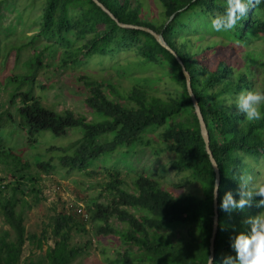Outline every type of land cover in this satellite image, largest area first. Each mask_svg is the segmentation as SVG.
<instances>
[{
  "label": "trees",
  "instance_id": "1",
  "mask_svg": "<svg viewBox=\"0 0 264 264\" xmlns=\"http://www.w3.org/2000/svg\"><path fill=\"white\" fill-rule=\"evenodd\" d=\"M98 1L121 23L148 28L163 35L168 46L182 60L191 76L192 88L210 133L211 149L221 170L220 195L226 190L235 191L242 174L254 177V171L241 154L264 158V120L245 121L243 113L236 108L235 99L241 92L261 91L257 88L258 79L252 72L247 74L236 70L218 52L216 45L199 37H179L188 28L182 24V17L192 12L203 16L223 15L226 0H159L165 9L162 22L149 7L145 8L143 0ZM183 9L186 10L180 12ZM260 10L250 12L236 25L234 33L240 41L250 43L251 32L247 29L264 26ZM71 31H77L80 38L88 34L93 37L75 53L68 54L69 61L94 55L106 56L119 48L137 46L139 55L147 63H166L177 69L173 81L182 93L163 100L150 98L145 91L135 88L125 96L114 85L105 86L89 76H83L80 81L88 92L86 104L102 120L92 122L70 110L59 113L44 106L42 100L35 96L37 77L43 63V54L36 53L25 65L28 73L9 80L15 86L11 102L21 104L20 123L7 115L9 121L22 128L32 144L40 132L48 131L61 137L69 136L75 129L80 130L82 138L63 149L67 155L61 158V164L71 171L81 172L92 162L115 153L120 147L134 146L151 128H165L162 138L166 151L175 156L172 167L189 172L192 181L201 186L203 194L177 197L163 190L157 180L147 175L136 176L129 191L122 179L123 171L106 170L107 183L101 198L106 196L107 200L88 206L89 222L71 210L70 207L75 204L66 203L55 210L51 232L44 230L41 235L29 234L25 216L18 211V196L26 181L25 169L30 166L14 149L4 146V136L0 132V165L8 171L10 181L7 185L5 179L0 180V211L12 230H0V264H73L85 252L73 244L74 237L76 234H87L88 223L99 224L96 229L98 236L118 237L126 245L139 250V254L133 257L118 254L111 264H207V258L211 256L215 218V205L210 193L216 173L188 92L186 75L180 70V62L152 34L119 27L93 0H48L37 37L59 43ZM23 48L26 46L19 50ZM260 60L264 64V55ZM4 118L5 115L0 113V125ZM110 134H114L112 141H100ZM49 166V163L40 165L43 169ZM32 182L37 185L35 179ZM8 186L13 191L12 198L4 195ZM133 210L145 213L138 216ZM259 211L253 207L231 216L219 211L217 260L224 254H230L229 237L234 234V229L242 230L240 222ZM112 221L127 225V229H117L111 225ZM168 227L188 228L190 235L164 233ZM50 237L53 245H48ZM28 243L40 250L48 245L46 256L23 261Z\"/></svg>",
  "mask_w": 264,
  "mask_h": 264
},
{
  "label": "rangeland",
  "instance_id": "2",
  "mask_svg": "<svg viewBox=\"0 0 264 264\" xmlns=\"http://www.w3.org/2000/svg\"><path fill=\"white\" fill-rule=\"evenodd\" d=\"M47 2L48 0H0V113L5 115L0 132L4 136V146L14 149L30 166L25 169L26 181L22 184L18 196V211L23 212L25 216L28 233L41 235L44 230L51 232L55 210L66 203L81 205L86 210L93 202H106V196L101 198L107 183L104 175L106 170L123 171L122 179L129 191L133 188L136 176L147 175L157 180L163 190L177 197L187 194L202 196L201 186L192 181L189 172L172 167L175 156L166 151L167 146L162 138L165 128H151L134 146L120 147L115 153L92 162L81 172L71 171L61 164V158L67 155L63 149L82 138L80 130L75 129L69 136L61 137L48 131L40 132L32 144L27 133L9 121L7 115H11L15 122L20 123L21 107L19 102H11L15 86L10 84L9 80L26 75L28 70L25 65L36 53L43 54V63L37 77L35 96L42 100L44 106L59 113L70 110L92 122L102 120L86 104L88 92L80 81L83 76H89L105 86L114 85L125 96L135 88L145 91L150 98L163 100H170L182 93V89L173 81L177 69L166 63H147L139 55L137 46L119 48L106 56L94 55L74 62L69 61L68 54L75 53L77 49L88 44L93 36L88 34L80 38L77 31H71L65 40L59 43L37 37ZM143 2L145 8L149 7L159 22H162L165 9L160 1ZM259 14L264 20V10H260ZM215 17L193 12L186 14L181 22L188 28L183 30L179 37H199L216 45L218 52L225 56L236 70L255 74L259 82L257 88L264 90V64L260 60L264 55V26L248 28L252 41L247 43L235 36V28L227 33L213 31L211 21ZM24 46L26 48L20 51L19 48ZM113 138L114 134H110L100 141L107 143ZM241 158L254 171V180L264 183V158L245 154H241ZM43 163L50 164L48 169L40 167ZM1 179H5L7 185L10 184L8 171L2 165ZM32 179L37 181V185L33 184ZM4 195L13 197L10 186ZM133 213L139 216L145 212L133 210ZM111 225L119 230L127 229V225H121L117 221H112ZM98 226L99 224L88 223L87 234L75 235L73 244L85 252L73 264H111L118 254H128L131 257L139 254L137 248L126 245L118 237L98 236ZM3 229L12 231L0 211V230ZM163 232L177 236L190 235L188 228L168 227ZM53 243L50 237L48 245ZM48 245L40 250L28 243L23 261L44 258Z\"/></svg>",
  "mask_w": 264,
  "mask_h": 264
},
{
  "label": "clouds",
  "instance_id": "3",
  "mask_svg": "<svg viewBox=\"0 0 264 264\" xmlns=\"http://www.w3.org/2000/svg\"><path fill=\"white\" fill-rule=\"evenodd\" d=\"M256 9L264 10V0H226L224 14L212 19L211 29L218 33L231 32L238 22ZM180 70L187 72L183 64ZM235 104L237 110L243 113L245 121L264 120V91L241 92ZM221 191L217 176L210 195L213 203L219 200L220 212L231 216L253 207L260 211L246 216L240 222L242 230L234 229V234L229 237L230 254L222 255L219 260L208 256L207 264H264V183L256 182L250 174H242L235 191L226 190L222 196Z\"/></svg>",
  "mask_w": 264,
  "mask_h": 264
},
{
  "label": "water",
  "instance_id": "4",
  "mask_svg": "<svg viewBox=\"0 0 264 264\" xmlns=\"http://www.w3.org/2000/svg\"><path fill=\"white\" fill-rule=\"evenodd\" d=\"M105 13H107L113 20H115L119 27L123 28V29H129V30H142V31H145V32H148L150 34H152L156 40L158 41V43L166 48L167 50H169L171 53H173L178 61L180 62V64H183L182 60L177 56V54L168 46V44L166 43L163 35H159L157 34L156 32H154L153 30L151 29H148V28H144V27H138V26H133V25H127V24H123L121 23L102 3H100L98 0H93ZM186 9H183L181 10L180 12H183L185 11ZM179 13V12H178ZM176 13L175 15H173L169 21V23L175 18V16L178 14ZM168 23V24H169ZM184 65V64H183ZM185 67V66H184ZM185 73V72H184ZM186 75V78H187V87H188V92L194 102V106H195V112H196V115L199 119V122H200V127H201V133H202V136L204 138V141L206 143V149H207V152H208V155L210 156V160H211V163L213 165V168L215 170V173H216V178L217 176H219V179H220V183L222 182V176H221V170H220V167H219V164L217 162V160L215 159L214 157V154H213V151L211 149V139H210V133H209V130H208V127H207V124H206V121H205V118H204V115L202 113V110H201V107L199 105V102L194 94V91H193V88H192V79H191V76L189 74V72H186L185 73ZM218 204H219V200L216 201L214 203L215 205V218H214V231H213V237H212V240H211V256H216V239H217V235H218V231H219V209H218Z\"/></svg>",
  "mask_w": 264,
  "mask_h": 264
},
{
  "label": "built area",
  "instance_id": "5",
  "mask_svg": "<svg viewBox=\"0 0 264 264\" xmlns=\"http://www.w3.org/2000/svg\"><path fill=\"white\" fill-rule=\"evenodd\" d=\"M4 188V186H3ZM71 210L80 218H82L84 221L89 222L90 221V216L86 212L85 208L81 205H72Z\"/></svg>",
  "mask_w": 264,
  "mask_h": 264
}]
</instances>
